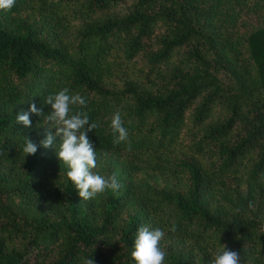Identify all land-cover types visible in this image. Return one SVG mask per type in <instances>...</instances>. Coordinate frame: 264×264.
Returning <instances> with one entry per match:
<instances>
[{
	"label": "trees",
	"instance_id": "16d2710c",
	"mask_svg": "<svg viewBox=\"0 0 264 264\" xmlns=\"http://www.w3.org/2000/svg\"><path fill=\"white\" fill-rule=\"evenodd\" d=\"M79 93L98 127L83 200L44 138L46 97ZM31 126L16 122L30 103ZM120 112L128 138L113 140ZM87 127V126H86ZM51 131L55 133V128ZM131 145V151L128 145ZM264 0H15L0 10V264H135L140 226L163 264H211L223 245L264 264ZM175 226L176 231H171Z\"/></svg>",
	"mask_w": 264,
	"mask_h": 264
},
{
	"label": "clouds",
	"instance_id": "9594fccd",
	"mask_svg": "<svg viewBox=\"0 0 264 264\" xmlns=\"http://www.w3.org/2000/svg\"><path fill=\"white\" fill-rule=\"evenodd\" d=\"M14 3L15 0H0V10L11 9ZM86 103V99L79 93L69 95L67 87L48 95L44 104L49 105L50 110L45 116V124L42 125L44 138L38 145L29 137H25L23 147L26 156L35 155L38 147L42 146L47 149L53 146L55 138L59 136L60 142L56 147V156L68 167L67 177L83 200L92 199L107 189L116 192L120 187L115 174L104 177L93 171L97 167V155L87 134L95 130L98 124L90 123L89 116L84 112L70 115V105L85 106ZM30 114L44 115L43 106L38 108L35 102L30 103L27 112L16 114V122L30 127L32 123ZM52 128H55V133L51 131ZM110 128L114 134L118 133L113 140L114 144L127 140L128 131L123 126L119 111L112 115ZM128 150L131 151L130 144ZM261 177H264V173H261ZM171 231H176L175 226L171 228ZM164 235V231L160 228L152 230L148 226H140L134 234V250L131 253L135 264H163L166 253L159 247V242ZM240 260L238 251H233L223 245L222 250L217 252L211 260V264H240ZM84 264H95V261L92 258L86 259Z\"/></svg>",
	"mask_w": 264,
	"mask_h": 264
}]
</instances>
